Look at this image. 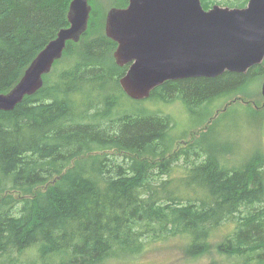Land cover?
I'll return each mask as SVG.
<instances>
[{
	"label": "trees",
	"instance_id": "16d2710c",
	"mask_svg": "<svg viewBox=\"0 0 264 264\" xmlns=\"http://www.w3.org/2000/svg\"><path fill=\"white\" fill-rule=\"evenodd\" d=\"M71 1L0 0V92L69 25ZM97 16L92 8L87 32L68 42L34 94L0 109V264H107L172 237L188 254L227 257L207 264H264V152L232 163V148L216 135L239 98L246 116L264 121V103L244 98L264 63L169 80L132 99L120 84L128 66L116 63L105 23L89 36ZM175 103L192 120L180 132L168 110Z\"/></svg>",
	"mask_w": 264,
	"mask_h": 264
},
{
	"label": "water",
	"instance_id": "95a60500",
	"mask_svg": "<svg viewBox=\"0 0 264 264\" xmlns=\"http://www.w3.org/2000/svg\"><path fill=\"white\" fill-rule=\"evenodd\" d=\"M90 1H71L69 25L38 53L12 89L0 92L1 110H12L34 94L68 42L80 41L88 30ZM129 1L126 8L110 9L105 31L117 43V64L129 66L120 84L132 99L148 98L168 80L244 73L264 60V0L210 9L201 0Z\"/></svg>",
	"mask_w": 264,
	"mask_h": 264
},
{
	"label": "rangeland",
	"instance_id": "374dc122",
	"mask_svg": "<svg viewBox=\"0 0 264 264\" xmlns=\"http://www.w3.org/2000/svg\"><path fill=\"white\" fill-rule=\"evenodd\" d=\"M92 8L98 12V16L95 19L93 28L89 36H95L98 33L97 30H102L105 23V17L108 9L114 4V0H91ZM97 20V22H96ZM70 60L69 57L65 58L57 69L62 68ZM264 77L254 79L250 83L249 90L252 93H246L252 97H244L246 99L259 101V105L264 101L261 96V86ZM260 94V95H259ZM233 97L220 99V102L211 106V115L218 116L217 108H223L224 105L233 101ZM180 105V106H179ZM173 110L168 109L170 112H174L180 118L179 130L190 126L192 120L188 117L186 106L182 104H173ZM183 108H182V107ZM233 111L225 119L220 122V126L217 128V140L229 145L233 154L229 156L232 163H240V160L245 157L246 159L251 155L254 150L259 149L264 152V121H260V118L253 116H246L245 113L248 110L241 98L237 99V102L233 105ZM205 123H196L187 132L186 140L191 139V133L198 135V131L205 127ZM235 160V162H234ZM217 240L221 238L216 237ZM183 240L181 238H170L164 241L154 242L147 244L145 249L140 254L129 255L124 260L108 261L107 264H207L212 260H222L227 257L218 254L216 249H212L210 253H204L199 255L188 254L181 246ZM229 262V258L228 261Z\"/></svg>",
	"mask_w": 264,
	"mask_h": 264
},
{
	"label": "flooded vegetation",
	"instance_id": "af4514ba",
	"mask_svg": "<svg viewBox=\"0 0 264 264\" xmlns=\"http://www.w3.org/2000/svg\"><path fill=\"white\" fill-rule=\"evenodd\" d=\"M129 3H130V1L129 0H114V4L108 9V11H107V13H106V17H105V26H106V20H107V15H108V12L110 11V9H112V8H126L128 5H129ZM248 4V3H247ZM216 5V4H215ZM219 5V4H218ZM204 6V5H203ZM214 6V5H213ZM212 6V7H213ZM222 6V5H221ZM225 7V6H224ZM245 7V6H244ZM211 8V7H210ZM210 8H206V9H210ZM117 48V47H116ZM116 48H115V50H116ZM115 50H114V52H115ZM117 63V62H116ZM264 63V60H263V62L262 63H260V64H263ZM259 64V65H260ZM119 65V64H118ZM258 65V64H257ZM119 66H121V65H119ZM124 66H128V65H124ZM128 68H129V66H128ZM128 68H127V70H128ZM127 72V71H126ZM126 72H125V74H126ZM248 71H246V72H244V73H247ZM124 74V75H125ZM123 75V76H124ZM122 76V77H123ZM208 78V77H207ZM169 81V80H168ZM166 82V81H165ZM164 82V83H165ZM263 82H264V79H263ZM263 82H262V86H263ZM163 83V84H164ZM161 86V85H160ZM262 86H261V92H262Z\"/></svg>",
	"mask_w": 264,
	"mask_h": 264
}]
</instances>
